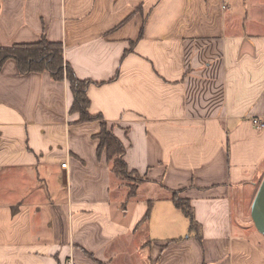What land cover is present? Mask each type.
Returning <instances> with one entry per match:
<instances>
[{"label": "crops", "instance_id": "1", "mask_svg": "<svg viewBox=\"0 0 264 264\" xmlns=\"http://www.w3.org/2000/svg\"><path fill=\"white\" fill-rule=\"evenodd\" d=\"M43 36L92 82L90 113L115 127L145 182L128 198L68 82L23 76L10 59L0 264H264L251 215L264 180V128L252 121L264 116V0H0V46Z\"/></svg>", "mask_w": 264, "mask_h": 264}, {"label": "trees", "instance_id": "2", "mask_svg": "<svg viewBox=\"0 0 264 264\" xmlns=\"http://www.w3.org/2000/svg\"><path fill=\"white\" fill-rule=\"evenodd\" d=\"M10 59L17 63L20 74L23 76L30 73L47 72L54 81L68 82L69 90L73 95L71 110L80 114L78 123L97 122L101 124L100 133L94 136V139L99 141V157L101 158L102 153L106 152L107 161L113 174L117 178L124 179L130 190L128 198L133 197L137 186L145 182V179L135 171L131 172L127 167L125 162L126 148L121 139L115 135V127L108 124L102 115H92L90 113V98L87 90L92 82L82 81L76 77L72 66L64 61L61 43H52L46 36H43L38 43L16 44L9 47L0 46V71ZM135 179H138V181H135ZM179 194L180 192L172 194L173 202L190 220V226L197 232L200 239V226L196 223L194 211L189 202L181 198Z\"/></svg>", "mask_w": 264, "mask_h": 264}, {"label": "water", "instance_id": "3", "mask_svg": "<svg viewBox=\"0 0 264 264\" xmlns=\"http://www.w3.org/2000/svg\"><path fill=\"white\" fill-rule=\"evenodd\" d=\"M251 209L253 224H255L258 232L264 237V180L257 192Z\"/></svg>", "mask_w": 264, "mask_h": 264}, {"label": "built area", "instance_id": "4", "mask_svg": "<svg viewBox=\"0 0 264 264\" xmlns=\"http://www.w3.org/2000/svg\"><path fill=\"white\" fill-rule=\"evenodd\" d=\"M223 8L225 9L226 6L224 5ZM253 124L258 128V129H263L264 128V116H257L252 118ZM68 161L63 163L61 165L62 168H67ZM69 261L67 264H75V259H73L72 256L69 257Z\"/></svg>", "mask_w": 264, "mask_h": 264}, {"label": "rangeland", "instance_id": "5", "mask_svg": "<svg viewBox=\"0 0 264 264\" xmlns=\"http://www.w3.org/2000/svg\"><path fill=\"white\" fill-rule=\"evenodd\" d=\"M117 178V177H116ZM117 179H119L121 182H124V184H125V181H124V179H121V178H117ZM135 181H138V179H135Z\"/></svg>", "mask_w": 264, "mask_h": 264}]
</instances>
